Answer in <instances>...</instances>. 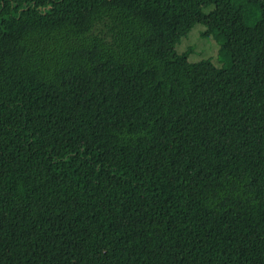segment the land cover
Returning <instances> with one entry per match:
<instances>
[{"label": "trees", "instance_id": "trees-1", "mask_svg": "<svg viewBox=\"0 0 264 264\" xmlns=\"http://www.w3.org/2000/svg\"><path fill=\"white\" fill-rule=\"evenodd\" d=\"M0 264H264V0H0Z\"/></svg>", "mask_w": 264, "mask_h": 264}, {"label": "rangeland", "instance_id": "rangeland-1", "mask_svg": "<svg viewBox=\"0 0 264 264\" xmlns=\"http://www.w3.org/2000/svg\"><path fill=\"white\" fill-rule=\"evenodd\" d=\"M210 8H206L208 11ZM208 27L202 23H195L188 34L183 36L177 44L178 53L190 51L189 61L199 62L210 60L213 64L220 67L224 63L219 58L220 43L213 34H207Z\"/></svg>", "mask_w": 264, "mask_h": 264}]
</instances>
